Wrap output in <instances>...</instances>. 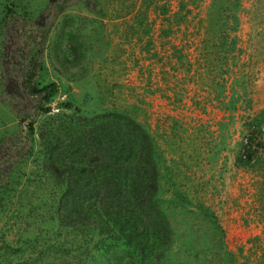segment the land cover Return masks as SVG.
I'll return each mask as SVG.
<instances>
[{
  "label": "rangeland",
  "instance_id": "1",
  "mask_svg": "<svg viewBox=\"0 0 264 264\" xmlns=\"http://www.w3.org/2000/svg\"><path fill=\"white\" fill-rule=\"evenodd\" d=\"M0 264H264V0H0Z\"/></svg>",
  "mask_w": 264,
  "mask_h": 264
},
{
  "label": "trees",
  "instance_id": "2",
  "mask_svg": "<svg viewBox=\"0 0 264 264\" xmlns=\"http://www.w3.org/2000/svg\"><path fill=\"white\" fill-rule=\"evenodd\" d=\"M29 78L30 81L28 83V87L30 89V94L33 96H40L43 106L49 104L52 98L58 93L57 86L47 85L39 88L37 85L32 83L33 77L29 76ZM42 111L47 113L50 111V109L43 108ZM104 119L106 120V124L111 127V130L109 131L110 133H108L107 136L112 135L113 141L121 140L124 146L128 140L130 141L128 142L129 148L132 147L135 149V171L134 177L130 180V188L131 191H133L134 207L137 206L140 208H145L147 205L152 204L153 195L157 192V171L154 162L153 145L151 139L145 130L136 121L129 117L117 114H107L104 116ZM30 130L33 131V124L30 125ZM257 146V138L255 135H252L244 147V157L249 158L252 155V152H254L255 149H258ZM105 155L102 157V162L107 160ZM114 159L119 161V157ZM95 161L96 160H94L93 163L96 164ZM113 176V178H116V175ZM108 181L109 180H105L101 190L107 191L105 205L113 210L117 206L116 195L111 194L108 190H105L106 188H103L108 183ZM108 212L109 211L106 210V213ZM141 214V216L144 218L142 221L145 225L148 223L151 213L147 209L145 212L141 211ZM132 226L135 227L134 225Z\"/></svg>",
  "mask_w": 264,
  "mask_h": 264
},
{
  "label": "built area",
  "instance_id": "3",
  "mask_svg": "<svg viewBox=\"0 0 264 264\" xmlns=\"http://www.w3.org/2000/svg\"><path fill=\"white\" fill-rule=\"evenodd\" d=\"M247 143H248V142H247ZM247 143H246V144H247Z\"/></svg>",
  "mask_w": 264,
  "mask_h": 264
}]
</instances>
